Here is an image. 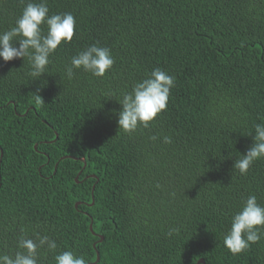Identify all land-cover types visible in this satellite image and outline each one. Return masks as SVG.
Returning a JSON list of instances; mask_svg holds the SVG:
<instances>
[{
  "label": "trees",
  "instance_id": "1",
  "mask_svg": "<svg viewBox=\"0 0 264 264\" xmlns=\"http://www.w3.org/2000/svg\"><path fill=\"white\" fill-rule=\"evenodd\" d=\"M26 2L0 0V32ZM48 7L72 13L76 27L46 73L34 79L27 58H0V254L14 256L22 234L39 233L58 247L38 249V264L62 251L87 264H264V238L235 255L223 244L249 195L264 205V158L246 175L233 167L264 123V0ZM97 42L112 68L69 79L71 58ZM155 68L174 77L167 107L126 133L118 101Z\"/></svg>",
  "mask_w": 264,
  "mask_h": 264
},
{
  "label": "clouds",
  "instance_id": "2",
  "mask_svg": "<svg viewBox=\"0 0 264 264\" xmlns=\"http://www.w3.org/2000/svg\"><path fill=\"white\" fill-rule=\"evenodd\" d=\"M48 0H27L14 26L0 32V58L5 62L27 58L30 65L28 73L34 79L46 73L50 56L61 43L72 41L76 20L72 13L49 14ZM18 42V47L16 43ZM115 60L108 47L94 43L79 51L71 58L66 68V75L71 79L75 69H83L93 76L103 77L110 70ZM174 87V77L160 68L151 71L146 79L133 85L132 90L123 94L118 102L122 106L118 112L117 124L126 133L136 131L139 125L147 128L157 114L167 107L170 89ZM39 90L34 101L45 103ZM253 144L234 162V169L246 175L252 164L264 158V123L254 126ZM249 135H252L251 133ZM153 140L156 136L151 137ZM164 143H171V138L163 137ZM178 229L170 228L166 233L172 236ZM264 238V205L257 202L255 195H249L231 218V225L223 237L224 246L238 254L252 244ZM19 251L14 256L0 254V264H38V249L55 251L56 241L48 235L35 234V239L22 234L17 243ZM55 264H87L83 256H76L72 251H62L54 256Z\"/></svg>",
  "mask_w": 264,
  "mask_h": 264
},
{
  "label": "water",
  "instance_id": "3",
  "mask_svg": "<svg viewBox=\"0 0 264 264\" xmlns=\"http://www.w3.org/2000/svg\"><path fill=\"white\" fill-rule=\"evenodd\" d=\"M34 147H36V144L34 145ZM65 157V156H64ZM75 180L77 181L78 179H77V177H75ZM94 188V186H92V189ZM77 204L78 203H75V206H77ZM89 228H90V230L92 231V226H91V224H89ZM93 232V231H92ZM102 239V237L100 236V238H99V241ZM98 259H99V256H98V253L96 252V259H95V261L93 262V263H96L97 261H98ZM204 264V261H203V259L202 258H200V259H198V261L195 263V264Z\"/></svg>",
  "mask_w": 264,
  "mask_h": 264
}]
</instances>
